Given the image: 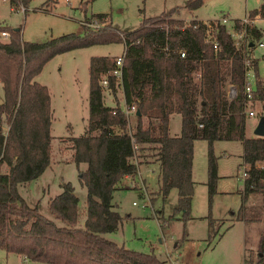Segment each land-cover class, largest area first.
<instances>
[{"label":"trees","instance_id":"obj_1","mask_svg":"<svg viewBox=\"0 0 264 264\" xmlns=\"http://www.w3.org/2000/svg\"><path fill=\"white\" fill-rule=\"evenodd\" d=\"M28 1L9 3L21 5L25 11ZM201 4L202 0H186L183 7L190 11ZM177 11L173 7L141 17L129 31L118 30L105 13H97L81 21V34L65 33L43 42L23 40L20 26H0V32L7 33L6 39L0 40V167H6L0 172V248L5 252L48 264H162L152 251L130 250L101 235L115 231L122 222L112 194L121 188L118 182L123 175L136 174L134 144L140 150L143 144L153 146L158 190L162 198L170 189L176 190L173 211L180 213L183 222L193 194L192 147L197 139L207 143L208 202L217 179L212 151L215 140L240 141L243 191L264 196V165H260L264 162V137H247L244 132L245 112L251 101L262 104L260 116L264 117V79L258 76L257 58L252 55L262 31L234 19L232 27L241 32L243 40L236 45L224 24L209 21L216 43L213 48L212 42L204 41V23L174 17ZM246 15L264 19V0ZM89 19L102 25L89 29ZM116 42L123 44L120 77L112 75L115 56L88 58L85 128L82 134L67 137L74 164H86L78 170L79 184L85 189L84 219L79 226L78 199L72 185L61 182L60 192L47 203L48 213L61 222L58 225L43 216L36 205H28L17 191V185L35 179L49 164V93L34 77L56 54ZM178 50L184 52L183 57ZM249 70L254 85L247 99L243 84ZM102 75L112 95L120 88L124 104L135 103L138 113L129 117V123L116 102L114 106L103 103L98 83ZM228 86L235 89L231 99L227 97ZM172 113L180 117L176 136L168 133ZM127 125L130 134L111 129ZM256 247L254 264H264V220Z\"/></svg>","mask_w":264,"mask_h":264},{"label":"rangeland","instance_id":"obj_2","mask_svg":"<svg viewBox=\"0 0 264 264\" xmlns=\"http://www.w3.org/2000/svg\"><path fill=\"white\" fill-rule=\"evenodd\" d=\"M186 0H30L25 11L16 10L18 5H10L9 0H0V26L21 27V38L25 41L43 42L65 33H82L81 21L97 13H105L112 25L120 31H129L138 25L139 18L152 17L162 11L177 7L174 17L195 18L208 21L226 18V29L233 26L234 19H241L247 11L256 8L261 0H202L193 10L183 7ZM16 7V8H14ZM87 28H97V23ZM96 23V25H95ZM99 25H102L101 23ZM250 25L262 31L255 41L252 55L257 58V74L264 78V19L257 18ZM236 45L242 38L231 33ZM0 36V40H5ZM263 44L258 46V42ZM123 49L122 42L94 44L72 49L54 55L47 60L34 80L47 87L50 102V156L49 164L35 179L17 185L19 195L25 202L36 205L45 217L61 225L47 210L49 198L60 192V183L69 182L78 199L77 224L84 219L85 189L78 181V170L85 163L74 164L71 159L68 136L83 133L87 118L88 58L90 56H116ZM249 81L254 85V75L249 70ZM107 106H114L112 100L119 99L123 105L120 88L112 95L103 91ZM253 115L246 117L245 135L253 134L262 104L251 101L246 111ZM179 115L171 116L169 132H178ZM253 136H255L253 134ZM206 141H193L192 167L194 189L190 201L188 218L183 222L179 212H174L176 190L170 189L162 198L158 187L157 166L154 164L152 145L143 144L135 153L138 171L134 178V188L123 183L124 187L113 191V202L123 217L120 226L112 232L101 235L118 245L139 252L152 251L163 264L176 259V264H243L250 260L254 264L257 254L258 235L262 221L236 219V210L241 203L253 209L260 202L257 193L243 191L241 176L242 147L237 140H215L212 143L216 159L217 179L215 192L208 202L206 186ZM6 167L1 165L0 172ZM261 205L264 207V196ZM136 204H132V202ZM145 202V203H144ZM145 206H142L144 205ZM257 211V210H256ZM231 212H234L231 214ZM249 217V214H246ZM264 217V213H262ZM257 217V212H256ZM212 220L211 224L209 223ZM161 225V227H160ZM177 243V246H175ZM175 244V245H174ZM170 255V256H169ZM0 264H48L24 260L23 257L0 249Z\"/></svg>","mask_w":264,"mask_h":264},{"label":"built area","instance_id":"obj_3","mask_svg":"<svg viewBox=\"0 0 264 264\" xmlns=\"http://www.w3.org/2000/svg\"><path fill=\"white\" fill-rule=\"evenodd\" d=\"M65 1H67V0H65ZM17 9L20 10V11H22V12L24 11V7L21 6V5H19L18 8H16V10ZM255 19H256V17L250 18L247 15H245L241 19H239V24L242 25V26H245V25L255 26V25H250L252 22L255 21ZM201 21L205 25L204 34H203L204 41L212 42L213 48H216V43L214 41L213 34L211 33L210 27H209V24H208L209 21L208 22H206L204 20H201ZM210 22H212L213 24L216 23V22H218L220 24H224L225 25L226 18L225 17H222V18H220L218 20H214V21H210ZM87 24L88 25H91V23H87ZM95 25H96V23H95ZM96 26H101V25L97 24ZM227 32H229L230 35L232 33L236 37H240L241 36V32L236 31L233 27H231L229 30H227ZM0 36L6 38L7 37V33L5 31H1L0 32ZM257 44H258L259 47H262L263 46V44L261 42H258ZM178 54H179L180 57H183L184 56V52L181 51V50H178ZM122 58H123V49H122V51L118 55L115 56V59H114V68L112 70V75H114L117 79L120 77L121 65H122ZM249 76H250V73H249V71H247L245 73V76H244V84H243L244 94H245V96H246L247 99H250L251 98V92H252V89H253V85L249 81ZM98 83H99V85H100V87L102 88L103 91L107 90V80H106L105 75H102L100 77ZM234 96H235V89H234V87L233 86H228L227 87V97L229 99H231ZM119 108H120V111L124 114L127 122L129 123V121H128L129 120V117L135 112V103L134 102H131L129 105H125L123 103V105L121 107H119ZM245 113L248 116L253 115V111H251V110H248ZM111 129H113L116 133L125 132L127 134H130V130H129L128 125L126 126L125 129H120L117 126H113V127H111ZM133 150H134L133 161L136 163V161H135L136 160L135 153L137 151V147H136L135 144L133 145ZM136 173H139L138 167H137ZM240 177L242 179L245 177V171H244V168L243 167H242V170H241V176ZM121 178L124 179V183H126L129 187H133L134 188V178H133V176H130V175L125 174ZM132 204H136V203L133 201ZM142 206H145V204L142 205ZM169 263L170 264H176L177 263V260L176 259L170 260ZM243 264H248V263L247 262H244Z\"/></svg>","mask_w":264,"mask_h":264},{"label":"crops","instance_id":"obj_4","mask_svg":"<svg viewBox=\"0 0 264 264\" xmlns=\"http://www.w3.org/2000/svg\"><path fill=\"white\" fill-rule=\"evenodd\" d=\"M140 19V18H139ZM182 19H185V18H182ZM186 19H191V18H186ZM198 20H200V19H198ZM106 56H109V55H106ZM264 79V78H263ZM108 91V90H107ZM120 94H121V91H120ZM50 100V99H49ZM114 102H116L117 104H118V106H119V99H116L115 100V98L114 99H112ZM121 100H122V102L124 103V101H123V98H122V94H121ZM2 102V90H1V83H0V103ZM103 103L105 104V105H108V104H106L105 103V100L103 99ZM49 104H50V102H49ZM111 106V105H110ZM120 107V106H119ZM173 115H176V113H172V114H170L169 115V118H168V133H169V135H171V136H176V135H178V133H179V129H180V117H179V128H178V132H174L173 134H170V132H169V120H170V118H171V116H173ZM244 132H245V130H244ZM246 136V135H245ZM247 137H253V134L252 135H250V136H247ZM264 137V136H263ZM193 158V157H192ZM155 165H156V163H154ZM261 165H264V162H261L260 163ZM157 180H158V178H157ZM191 180H192V182H193V189H194V179H193V167H192V164H191ZM124 179H122L121 178V180L118 182V185L119 186H121V187H124L125 188V186H124ZM113 195V194H112ZM261 196H263L261 193H257V199L260 201L259 203H258V205H257V208L256 209H253L252 207H249V206H247L246 205V203L244 202V204L243 203H241L240 205H239V208L236 210V213H235V215H236V219H239V220H241L242 222H245L246 220H257V222H260V221H262V224H263V220H264V217L262 216V213H264V207H262V205H261V203H262V201H263V199L261 200ZM114 203V202H113ZM264 203V202H263ZM115 205H116V209H117V204L116 203H114ZM257 210V211H256ZM256 212H257V217H256ZM234 212H231V214H233ZM246 214H249V217H247L246 216ZM261 233V232H260ZM260 233H259V235H258V239H259V237H260ZM175 245V244H174ZM1 250H3L2 248H0ZM4 251V250H3ZM4 253L7 255V254H10V253H7V252H5L4 251ZM170 256V255H169ZM18 257H20L19 255H18ZM24 260H26V259H24ZM162 264H163V262H162Z\"/></svg>","mask_w":264,"mask_h":264},{"label":"water","instance_id":"obj_5","mask_svg":"<svg viewBox=\"0 0 264 264\" xmlns=\"http://www.w3.org/2000/svg\"><path fill=\"white\" fill-rule=\"evenodd\" d=\"M135 112L138 113L137 110H135ZM253 134L255 136H260V137L264 136V117L263 116L258 117L257 123L253 129Z\"/></svg>","mask_w":264,"mask_h":264}]
</instances>
